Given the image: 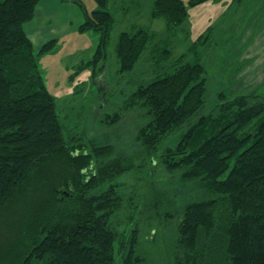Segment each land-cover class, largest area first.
<instances>
[{"label": "trees", "instance_id": "obj_1", "mask_svg": "<svg viewBox=\"0 0 264 264\" xmlns=\"http://www.w3.org/2000/svg\"><path fill=\"white\" fill-rule=\"evenodd\" d=\"M40 1L0 0V264H149L140 243L144 212L154 225L151 238L163 239L160 263L264 264V85L250 94L218 92L213 111L192 121L205 103L207 71L181 55L131 92L121 114L106 115L114 125L128 114L134 128L131 153H116L114 145H98L82 129L71 135L61 123L36 61L56 40L36 55L24 30ZM95 1L99 9L85 11L79 27L101 33L92 58L81 62L94 77L113 22L108 0ZM207 1L153 0L149 16L175 34L187 9ZM155 36L139 28L120 34L121 72L134 68ZM154 52L157 58L168 50ZM177 132L176 143L159 152ZM161 170L191 184L199 197L181 205L166 197L160 208L168 204L170 211L160 215ZM129 172L148 181L126 201L117 192L123 184L113 182ZM18 198L19 216L10 209ZM127 208L128 231L120 235L114 220Z\"/></svg>", "mask_w": 264, "mask_h": 264}, {"label": "rangeland", "instance_id": "obj_2", "mask_svg": "<svg viewBox=\"0 0 264 264\" xmlns=\"http://www.w3.org/2000/svg\"><path fill=\"white\" fill-rule=\"evenodd\" d=\"M152 3L153 0H108L105 10L112 15L113 22L105 44L102 70L96 77L93 68L83 66L81 62L92 58L101 33L79 30L85 22L84 12L90 16L99 9L96 1L42 0L37 4L34 17L24 24V30L36 55L43 44L56 40L53 49L36 56V61L67 133L74 135L82 129L86 138L98 145L112 144L116 153L121 151L128 156L134 138L130 116L125 114L119 122L111 125L105 121L106 115L120 113L123 101L131 92L168 70L181 55L185 62H199L207 71L205 103L192 121L213 111L218 92L245 91L250 94L264 85L263 71L258 68L262 60L251 59L252 54L246 51L247 44L258 32L260 23L264 22V16L260 13L264 0H209L189 7L187 21L175 34L165 31L164 20L149 16ZM137 28L153 32L157 36L146 46V51L134 68L129 72H121L115 53L118 38L121 33L133 32ZM156 48L160 53L164 49L168 52H162L156 58ZM246 71H250L251 75L246 76ZM233 80L235 83L232 86ZM180 132L166 139L159 152L166 145H174ZM155 166L160 169L157 162ZM164 174L161 170L162 181L155 184L158 190L165 188V193L158 195L159 207L155 209L162 216L165 211H170L168 204L162 203L160 208L166 197L170 202L173 200L181 205L198 196L191 184L187 186L179 182L178 176ZM137 179L134 173L129 172L113 182L123 184L119 187L117 185V192L126 197L124 200L127 201L133 190L139 195L143 193L148 180L143 176L142 181ZM146 194L145 203L152 204L153 195ZM166 194L169 196H165ZM20 202L22 200L18 198L10 207L18 210L17 215L22 211ZM149 213L144 212L142 218L138 219L141 225V250L147 252L149 264H163L160 263L164 261L161 258L164 251L163 239L160 234L155 239L151 238L154 225L151 224ZM127 214L128 208L127 212L120 213L114 220L120 235L128 231ZM151 214L154 215V211ZM171 228L173 230V226ZM16 230L17 225L11 233L15 234Z\"/></svg>", "mask_w": 264, "mask_h": 264}, {"label": "crops", "instance_id": "obj_3", "mask_svg": "<svg viewBox=\"0 0 264 264\" xmlns=\"http://www.w3.org/2000/svg\"><path fill=\"white\" fill-rule=\"evenodd\" d=\"M261 15L264 16V5L262 10L260 11ZM247 50L248 53L253 57H250L251 59L254 58L255 60L260 59L262 60L260 63V70H262V75H264V66H262L264 64V22H261L259 27H258V32L254 35V37L251 39L250 43L247 44ZM254 60V62H255ZM259 60V61H260ZM262 66V67H261ZM247 69V68H245ZM246 73V76H250L251 72L250 71H246L244 72ZM256 75V74H254ZM260 76V74H258Z\"/></svg>", "mask_w": 264, "mask_h": 264}]
</instances>
